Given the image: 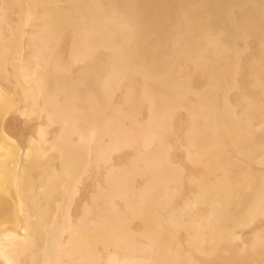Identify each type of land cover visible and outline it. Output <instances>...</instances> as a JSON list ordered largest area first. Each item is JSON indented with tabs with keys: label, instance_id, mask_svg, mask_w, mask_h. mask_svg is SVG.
<instances>
[{
	"label": "bare ground",
	"instance_id": "1",
	"mask_svg": "<svg viewBox=\"0 0 264 264\" xmlns=\"http://www.w3.org/2000/svg\"><path fill=\"white\" fill-rule=\"evenodd\" d=\"M262 241L264 0H0V264H264Z\"/></svg>",
	"mask_w": 264,
	"mask_h": 264
},
{
	"label": "snow or ice",
	"instance_id": "2",
	"mask_svg": "<svg viewBox=\"0 0 264 264\" xmlns=\"http://www.w3.org/2000/svg\"><path fill=\"white\" fill-rule=\"evenodd\" d=\"M190 7H194V6H190ZM186 19H189L190 22H194V18L189 17V16L187 15V13H186ZM129 31H130L131 33H133V35H135L136 27H135V24H134V23L130 26ZM29 119H32L33 122H34V117H31V118H30L27 114H25V120L27 121V120H29ZM49 120L51 121V117L49 118ZM44 131H45V130H44V128H42V127L39 129V134H40L41 138H43V136H44ZM34 135H35V133H34ZM34 142H35V141H33V143H34ZM154 143H163V140H162V138L157 137V138H155ZM168 163H169L170 165L174 163V162L172 161V159H171V153H170V152H169V157H168ZM262 243H264V241H262Z\"/></svg>",
	"mask_w": 264,
	"mask_h": 264
}]
</instances>
